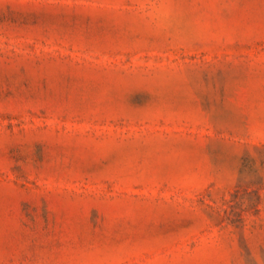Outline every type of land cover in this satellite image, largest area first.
Wrapping results in <instances>:
<instances>
[{"label":"rangeland","instance_id":"rangeland-1","mask_svg":"<svg viewBox=\"0 0 264 264\" xmlns=\"http://www.w3.org/2000/svg\"><path fill=\"white\" fill-rule=\"evenodd\" d=\"M0 264H264V0H0Z\"/></svg>","mask_w":264,"mask_h":264}]
</instances>
